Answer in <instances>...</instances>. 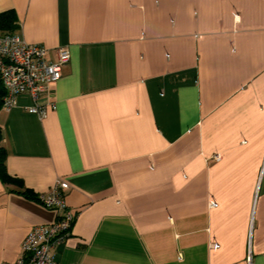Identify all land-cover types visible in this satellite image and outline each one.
<instances>
[{"label": "crops", "instance_id": "obj_1", "mask_svg": "<svg viewBox=\"0 0 264 264\" xmlns=\"http://www.w3.org/2000/svg\"><path fill=\"white\" fill-rule=\"evenodd\" d=\"M29 43L70 53L42 96L0 104V264L75 213L55 264H264V0H0Z\"/></svg>", "mask_w": 264, "mask_h": 264}, {"label": "built area", "instance_id": "obj_2", "mask_svg": "<svg viewBox=\"0 0 264 264\" xmlns=\"http://www.w3.org/2000/svg\"><path fill=\"white\" fill-rule=\"evenodd\" d=\"M56 58H48L49 50L36 43H29L13 32L0 34V85L5 90L2 107L10 109L16 105L17 96L27 94L32 105L26 110L40 117L46 115L42 96H50V87L61 78L62 68L68 64V48L59 47ZM67 181L57 178L48 191L37 194L38 202L53 210L56 218L48 224L33 226L21 243L18 258L12 264H55L52 248L64 242L71 234L75 213L66 205ZM6 264V263H1Z\"/></svg>", "mask_w": 264, "mask_h": 264}, {"label": "trees", "instance_id": "obj_3", "mask_svg": "<svg viewBox=\"0 0 264 264\" xmlns=\"http://www.w3.org/2000/svg\"><path fill=\"white\" fill-rule=\"evenodd\" d=\"M12 23V13H10V11H6L0 14V25L5 24L7 27H9ZM5 94V90L3 89V87L0 85V104L2 105V98ZM2 147L0 146V167H1V163L2 160L1 158L2 156ZM20 193H22L24 196L36 200L38 201V197L37 194L33 193L32 191H30L29 189L23 188L22 190L19 191Z\"/></svg>", "mask_w": 264, "mask_h": 264}]
</instances>
